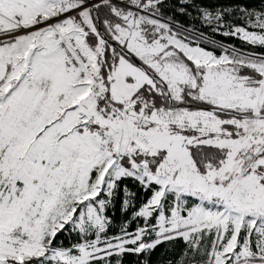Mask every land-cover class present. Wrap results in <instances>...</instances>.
I'll return each instance as SVG.
<instances>
[{
	"label": "snow or ice",
	"instance_id": "snow-or-ice-1",
	"mask_svg": "<svg viewBox=\"0 0 264 264\" xmlns=\"http://www.w3.org/2000/svg\"><path fill=\"white\" fill-rule=\"evenodd\" d=\"M164 3L0 0V264H264V0Z\"/></svg>",
	"mask_w": 264,
	"mask_h": 264
},
{
	"label": "trees",
	"instance_id": "trees-1",
	"mask_svg": "<svg viewBox=\"0 0 264 264\" xmlns=\"http://www.w3.org/2000/svg\"><path fill=\"white\" fill-rule=\"evenodd\" d=\"M195 4L199 7L201 5L209 8L212 11H215L219 7L228 8L229 6L235 5H246L248 7H256L259 6L260 0H195ZM180 0H165V3L162 7V11L165 17H172L174 21L179 22L185 27H195L201 31H204L206 35L216 39L219 42H223L225 44H234L237 46H241L240 42L235 39L224 38L218 34H213L209 29L202 26L201 21L197 18L198 13L194 8L189 7L188 12L190 15H182L178 11L179 7H181ZM231 19V17H230ZM244 48H248L247 45H242ZM255 51L259 52L261 49L257 48ZM116 219L119 221L121 219L119 212V204H117L116 210ZM167 245H162L152 254L151 261L152 264H160L161 260H167L173 253H168L165 255V249ZM137 257L129 256L127 257L126 264H136Z\"/></svg>",
	"mask_w": 264,
	"mask_h": 264
},
{
	"label": "rangeland",
	"instance_id": "rangeland-1",
	"mask_svg": "<svg viewBox=\"0 0 264 264\" xmlns=\"http://www.w3.org/2000/svg\"><path fill=\"white\" fill-rule=\"evenodd\" d=\"M210 37V36H209ZM217 42H219V41H217ZM225 45H228V44H225Z\"/></svg>",
	"mask_w": 264,
	"mask_h": 264
}]
</instances>
